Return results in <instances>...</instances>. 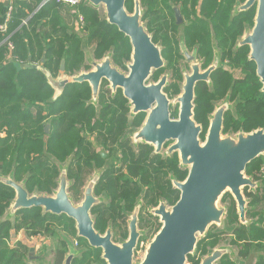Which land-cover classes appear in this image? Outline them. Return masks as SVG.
<instances>
[{"label": "water", "instance_id": "95a60500", "mask_svg": "<svg viewBox=\"0 0 264 264\" xmlns=\"http://www.w3.org/2000/svg\"><path fill=\"white\" fill-rule=\"evenodd\" d=\"M126 0H83L82 5L98 12V18L113 25L129 39L131 60L128 74H123L111 65L109 58L101 63H94V69H82L70 77L59 76L52 79L42 64H24L26 68L40 69L48 83L58 92H62L66 84L88 82L95 98L102 78L108 80L111 88H123L124 95L132 105L133 111L150 109L145 124L136 137L152 143L156 151H160L164 142L173 140L169 152L176 151L181 166L188 173L186 178L175 183L180 191L177 202L169 208L160 203L152 210L159 216L161 226L150 241L144 257L137 263L133 261L132 250L137 240V213L130 221L129 238L122 244L111 241L110 231L100 236L94 231L88 210L94 202L91 188L85 189V195L79 205H73L67 193V178L63 172L58 189L52 194L28 193L23 183H16L10 177L0 173V182L10 186L14 192L10 211L13 214L19 209L40 207L42 213L65 214L77 222L78 235L87 239L89 244L103 249V256L109 264H185L198 241L211 224L223 222L225 209L217 205L220 196L229 190L237 203L240 220L244 221L246 200L243 188H254L255 182L245 175L246 166L258 157L264 156V129H256L248 133L239 132L222 136L224 107L214 112L205 136L200 142L202 128L194 120V88L197 81L206 80L212 71L209 67L199 72L198 64L191 66V73L185 75L182 94L177 97L179 111L177 119H170L168 99L161 88L166 77L162 76L157 83L145 85L144 82L152 69L163 66L159 47L153 43L145 24L140 0H134V9L129 13L125 7ZM39 4L37 10L42 7ZM256 6L253 27L246 33L238 46H249L248 60L255 64V73L264 91V0H245L238 6L237 12L246 11ZM103 7L104 14L99 11ZM177 22L181 21L178 8H173ZM35 12V11H34ZM188 58H192L188 56ZM19 69L21 66L15 63ZM64 70V60L60 63V71ZM155 103L154 107H151ZM49 125L46 126L48 128ZM8 218V217H7ZM9 219V218H8ZM202 236V237H201ZM227 251L214 249L201 260L200 264H216ZM31 258V253L29 255ZM72 255H68L64 264H70Z\"/></svg>", "mask_w": 264, "mask_h": 264}, {"label": "trees", "instance_id": "16d2710c", "mask_svg": "<svg viewBox=\"0 0 264 264\" xmlns=\"http://www.w3.org/2000/svg\"><path fill=\"white\" fill-rule=\"evenodd\" d=\"M130 1L132 0L125 2L127 10ZM196 1L140 0V6L144 7L142 8L144 18L157 11L156 7L159 5L164 7L163 9L172 17L173 8L180 3V12L187 21L183 6L188 3L192 6ZM234 1L201 0V7L196 12V17L190 20L185 29L188 41L200 43L202 51L208 53L210 49L208 23L211 24L216 38L221 39V36L223 38L227 36L231 42L242 33L247 21L249 27L253 26L255 5L246 11L237 12L232 22L228 23V13ZM41 2L42 0H14L15 8L11 21L7 25V31L0 32V131L5 133L4 136L0 133V173L4 175L12 170L11 175L16 180H21L25 173H29L28 181L25 183L26 190L31 193L36 188L37 193L47 194L49 188L54 185L52 179L57 175L55 158L63 161L67 155L72 153L74 142L81 139L78 134L89 116L87 111L90 107H85V105L90 98L91 91L86 82L69 83L60 97L52 101L53 90L46 81L44 73L35 68L18 69L15 63L28 61L35 63L43 59V67L53 74L58 71L60 62L64 59L65 72L71 74L74 70H78L83 62L84 55L79 46L78 33L87 34L89 39L99 38L96 55L104 51L103 49L113 46L117 62H121V58L128 57L131 45L123 33L106 21H101L96 12L88 7H82L80 4L77 10L74 7L50 2L42 5L32 14ZM5 9L3 1L0 0V24L4 19ZM62 10L66 11L67 17H72L74 20L78 18L79 13L84 17L91 11L92 18L88 21L89 26L87 22H84L78 32L73 31L74 28L71 25L65 24L64 26L62 19L65 17L62 16ZM158 18L167 21L166 13L161 17L155 15L152 20L156 22ZM24 19L27 21L22 24ZM7 35H10V40L14 44L11 53L6 44L2 43ZM238 49V54L242 53L235 57L236 59H231V65L241 66L244 72L243 78L240 80L235 78V84L243 88L241 92L243 103L240 107H246L245 113L252 111V117L248 123L244 122L246 128L252 129L264 124V102H262L264 91L260 89L262 84L256 76L254 62L247 59L249 46H238ZM228 57L230 59V55ZM198 88L196 86L194 91ZM103 100L100 95L99 101L102 103ZM124 101L121 96H116L113 100L114 103L120 104L119 106H122ZM198 119L196 117V120ZM46 122L50 123V133L49 138L44 142L42 136L45 135L43 127ZM78 123L82 127L79 128L76 125ZM44 150L47 156L43 154ZM259 161L258 157L250 162L245 171ZM13 162L14 167L10 170ZM141 173L142 179L143 174L149 176L148 172L141 171ZM127 194L128 191H124L120 196L127 198ZM247 194L248 198L257 199L256 194L251 192ZM13 197L14 190L0 182V264H25L21 246L18 249H10L7 246L6 241L10 233L11 222L8 218L1 217ZM39 208L17 210L15 228L26 226V219L31 221L30 226L34 228H41L49 219H65L63 216L57 217L50 213H45L43 217L39 214ZM257 235L264 237L263 233ZM262 249L264 247L260 245L258 250ZM60 256H58L57 264Z\"/></svg>", "mask_w": 264, "mask_h": 264}, {"label": "flooded vegetation", "instance_id": "af4514ba", "mask_svg": "<svg viewBox=\"0 0 264 264\" xmlns=\"http://www.w3.org/2000/svg\"><path fill=\"white\" fill-rule=\"evenodd\" d=\"M233 3H235V1ZM176 8H178L179 10L180 19H181V21L178 23L175 13L174 12L172 13L173 24L176 28L175 30L176 37L173 39H175L177 49L164 46V48L160 49L161 57L169 56L168 63L172 65V61L180 58L181 53H182L184 58H186L188 61H191V62L195 61L194 63H192V65L193 64L199 65V68H200L199 72L205 71L209 67H212L213 69L208 74L207 79L197 81L195 84V87L197 86L200 88H204L208 84V81L211 79V77L215 75L225 78L227 76V73L224 70L225 68L222 69V67L219 66L218 63L220 62V60L223 59L224 56L226 57L230 55L231 56L230 59L225 60V62L229 64V67L230 66L232 67L231 59H235L239 51V49H237L235 52H233L235 41L231 42L227 36L225 38L221 36V39L216 38L214 30L213 28H211V24L208 23L209 42H211L212 37H214V39L219 43L218 47L216 49H212L211 47L208 53H204L202 51L201 45H199L198 42H195L196 43L195 47H194V44L192 45V47L191 46L188 47L184 45L183 46L184 49L181 48V53H180L179 37L177 35V30L180 25L184 24V18L180 12L179 7H176ZM83 24H84V17H83ZM156 37L157 36L155 32H152V41L154 44L158 40L156 39ZM167 40L171 41L172 37H167ZM161 41L163 45V40ZM111 48H112L111 53L103 54L102 58L100 59L96 58V56H93L92 60L88 62L89 65H84L83 64L84 59H83L82 65L79 67V69L74 70L71 74H67L64 69L63 70V72L65 73L64 77H70L71 75L76 74L77 72L81 70L82 67L85 68L84 71L92 70L94 69V66H93L94 63H101L106 58H109L111 60L112 62L111 65L114 66L115 68H117L116 67L117 65L126 68L123 62L126 60L130 61L132 49L130 50L127 58H121V62H117L114 56L113 46H111ZM194 48H195L196 53L193 51ZM189 51H193L194 53L189 54ZM188 56L192 58L189 59ZM207 57H209L210 59L208 60ZM247 59H248V55H247ZM163 65H164V62H163ZM162 67L163 66L157 69H152V70H154L155 73L156 72L159 73ZM127 68L129 71V64ZM152 70L148 77H150V75L152 74ZM128 71L123 74L127 75ZM190 73L186 75H189ZM165 77L167 80V76ZM241 78L242 77L237 78V80H240ZM160 79L161 77L155 83H157ZM146 80L144 84L149 85L150 83H147ZM166 80H165L164 85L161 88V91L165 96L166 94L163 91L165 88ZM235 82H236L235 79L228 80L227 82H223L221 85V88H219L218 91L215 92L214 90L210 93L211 96H216L220 98L222 101L225 98H227V100L221 103L219 102L220 105L217 107V108L221 106L224 107L222 126L225 124L227 114L230 111L229 105L231 103L235 105H241L243 102L241 99V92H243V88H239V87L237 88ZM86 83L89 85L88 82ZM67 85L68 84H66V86ZM51 88L53 89V87ZM90 91H91L90 98L86 101V105H85V107H90V109L87 111V114H89V116L87 120L85 121L86 122L85 126L83 127V129L80 130L78 134V137L81 139L74 142L72 153L67 155L63 161L57 160L55 158L56 160L55 167H56L57 175L52 179L54 182V185L49 188L50 190H49V193L47 194L48 195L52 194L53 187H56L58 189L59 182H60V176L64 172L66 175L67 181H68L67 193L71 191L70 189H72L71 195L77 196L78 191H77L76 186L80 185L82 169L83 170L90 169V171L91 170L96 171L98 169H101L100 173L97 174V177L85 187V189L90 187L92 195L94 196L93 197L94 202L91 204L88 210L89 217L91 221L93 222L94 231L103 237L106 235V232L109 230L111 241L114 244H116L114 242L115 239H118L119 237H123L124 238L123 242H124L129 238L130 221L132 219V215L136 212L137 213L136 214L137 215L136 231L138 235H137L135 247L132 250V257H133L134 250L138 247L140 241H142V239L145 237V234L141 235V233L138 231V228L144 222V217H143L142 212L147 208L148 205H154V207H152L151 210L156 208L161 203L160 202L161 198H164L166 200V203H169L170 205H174L180 197V191L176 187L175 183L182 182L186 178L188 171L186 172L178 171L177 164L174 163L176 162L174 159L164 158L163 160L162 158V155H161L163 153L162 150L164 149V147H167L168 145L169 146L167 150L165 151V156L171 157L172 154L174 153L177 154L176 151L169 152V148L173 144L171 143V141L173 142V140L164 142L160 151L157 152L155 146L152 143L146 142L145 140L136 137L137 133L141 130V128L145 124L146 119L150 113V109L134 112L131 101L128 98H126V96L124 95L123 88L117 87L115 90H113L111 88L110 82L104 78H102L100 81L98 93L95 98H93L92 96L91 87H90ZM61 94L62 92L57 91V93H55L54 95V89H53V94L51 97L52 101L60 97ZM100 95L104 99L102 103L99 101ZM116 96H121L125 100L122 106H119L120 104L113 102ZM166 98L168 99L167 96ZM154 106H155V103L152 104L151 107H154ZM178 111H179V103H178L177 110L174 109L171 111L170 102L168 99L169 118L177 119ZM112 116H115V117H112ZM129 122L134 123L132 126L134 129L132 131L133 135L131 137H133V139L139 143H136L137 144L136 146L132 144V145H129L128 147L127 143H129L130 138L129 136L124 137L125 136L124 131L128 127ZM244 122H246V119H244ZM234 123L241 125V127H243V124H244L243 122H240L237 118L232 121V124ZM47 125H49L48 128H46ZM76 125H78L79 128L82 127V125L79 123ZM261 128L264 129V124L260 126L259 128L257 127V129H261ZM43 131L45 135L44 137L42 136V140L44 141L47 138H49L48 137V134L50 133V123L49 122H46L44 124ZM205 131L206 129L202 128V132L199 135L200 138L204 135ZM124 147H127V153L124 152V149H125ZM43 154L46 156L48 155L46 153V150H44ZM109 159H111V161L107 162ZM118 162L120 163L119 166H118ZM67 163L68 165L66 166V168L62 169L61 171L62 173H61L59 171V167L61 165L65 166ZM68 171L70 172L69 176H68ZM141 171H145L146 173L147 172L149 173L148 177L145 174H143V177H144L143 187H141L140 185L141 179H142ZM11 173H12V170L8 173H5L3 176L10 177L16 183H23L25 187V183L28 181L30 174L25 173L27 176L24 175L21 178V180H16L12 177ZM248 174L253 178L251 179L253 182H255V184H256V181L258 180L260 181L264 177V173L261 171V168H258L257 171L253 173H248ZM125 175L127 176L123 177ZM56 178L59 181H58V185L55 186ZM70 178L73 179V182H74L72 186L69 185ZM108 180L110 181L107 182ZM256 187L258 188V185H256L254 188ZM244 188L247 189V187H244ZM85 189L82 193L83 198L85 195ZM124 191H128L127 198L120 197L121 199H116L120 195H122ZM80 192H81V188L79 190V193ZM250 192L252 194H255L254 192L250 190L245 191L246 198L248 195L247 193H250ZM105 193H107L108 196ZM104 194L106 195L108 199L106 202L102 201V199L105 200L104 199L105 197H103ZM68 197L73 205H79L81 203L80 202L79 204H75L71 200V196H69V193H68ZM137 200L140 201L139 206H138L139 209L134 211L136 207L135 203ZM162 203L165 205V208H169V206H167L164 201ZM39 209L42 210L41 208ZM125 210H131V211L133 210L131 217H130V221L128 223V230L121 232L118 235L119 237L114 236V234L112 235L111 227L108 226V222L109 221L112 222V227L117 226L120 220L128 215L125 212ZM93 213L97 215V218L94 220L91 217V214ZM53 215L57 217L63 216L68 221V223H64L61 226L71 227L75 231L74 237L78 238V242H80V245H81L78 250H74V248L72 247V244L67 245L60 238L59 242L63 245L64 250H60L55 254V257L53 260L54 264H57V259H58V256L60 255H61L60 261L58 262V264H64L65 259L67 258L68 255H72L70 264H89L90 259L94 260V263H97V264H109L108 260H106V258H104L103 256V249L101 247L91 246L89 242L87 241V239L78 235L77 222L75 219L70 218L66 216L65 214H53ZM151 215L153 214L150 213V214L145 215L147 216L149 221L153 218L151 217ZM11 217L12 215L10 216V218ZM239 220H240V217H239ZM244 221H245V217H244ZM240 222L243 223L241 220ZM150 225H152L151 221H150ZM36 235H39V234L37 233ZM7 241L13 244L14 242H16V239L14 240V237H11L7 239ZM17 244L21 246V249L24 247V244L22 243V241H18ZM245 246H250V245L247 243L245 244ZM34 249H35L34 247H29L27 258L28 260H31V261L32 260L39 261L38 256H35L33 254ZM80 249H85V251L83 252V250H80ZM30 253H31V258L29 257ZM246 255L241 254V256L243 257H245ZM24 262H25V259H24ZM25 264H27V261L25 262Z\"/></svg>", "mask_w": 264, "mask_h": 264}, {"label": "rangeland", "instance_id": "374dc122", "mask_svg": "<svg viewBox=\"0 0 264 264\" xmlns=\"http://www.w3.org/2000/svg\"><path fill=\"white\" fill-rule=\"evenodd\" d=\"M200 2L201 0H197L196 3H194V5L192 6L190 5V3L183 6L187 21L184 19L185 20L184 24L180 25L177 30V35L179 37L180 53H181V48L184 49L183 47L184 45L188 47L189 46L192 47V45L194 44V47L196 46L195 42L188 41L185 35V29L187 25L189 24L190 20L196 17V12L201 7ZM243 2L244 0H235L234 5L232 4L233 7L230 9L228 13V23H231L233 18L236 17L237 8ZM129 5H130L129 9L127 11L131 13L134 9V0L130 1ZM179 5L180 3H178V5H176L175 7H179ZM156 8H157V11H154L146 18L143 17L141 23L145 24L146 29L150 35H152V32H155L157 36L156 39H158L155 42V44L159 47V49L164 48V46L177 49L175 39H173L176 37V32H175L176 28L173 24V17H171V15L168 14L167 11L163 9L164 7H162L161 5L157 6ZM99 11L102 15L104 14L102 6L99 8ZM61 12H62V16L65 17L64 19H62L64 26L65 24L71 25L74 28L73 31L78 32V30L81 29L82 27V25H80L79 23L78 18L74 20L72 17H67L65 10H62ZM95 12L98 16V12L97 11ZM165 13L167 15V21H163L162 18H158L156 22L152 20V18L155 15L157 17L158 16L161 17L162 15L165 16ZM255 13H256V7H255V12H254V17H255ZM91 18H92L91 11L88 12L86 15H84V22H87L88 26H89L88 21H90ZM73 21H75V24ZM252 27L253 26H250V27L248 26V21H247L246 27L243 29L242 33L237 35L234 40L235 44H234L233 52H235L238 49L237 41H240L246 33H250ZM57 36L61 37L59 35ZM167 37H172V40L171 41L167 40ZM78 39H79V46L82 51L84 47V51H83L84 55H85V52L89 50V56H91V54L93 53V55L96 56V58L100 59L102 58L103 54L111 53L112 48L109 46L108 48L103 49L104 51H100L98 55H96L97 43L99 41L98 37L89 39L87 34L78 33ZM160 39L163 40V45ZM217 43L218 42L214 39V37H212L211 42H209L210 49L211 47L212 49H216L219 45V43L218 44ZM199 45L201 44L199 43ZM193 51L195 52V48ZM193 51H189V54L194 53ZM241 53L242 52H240L239 54ZM248 53L249 52H247V55ZM239 54L237 53L236 57ZM162 58L164 60L163 61L164 65L161 71L159 73L158 72L155 73L154 70H152V74L150 75V77L147 78L146 82L150 84L155 83L163 75L167 76V80H166V84H165V88L163 92L166 94V96L169 99L170 110L171 111L174 109L177 110L178 108L177 97H179L182 94V86L184 85V82H185V75L191 72V65L195 61H192V62L188 61L186 58H184L182 53H181L180 58L172 61V65L168 63L169 56L168 57L162 56ZM207 58L208 60L210 59L209 57ZM225 60H229V57L224 56L223 59L220 60L218 65L221 66L222 69L225 68L224 70L226 71L227 76L225 78L217 76V75L212 76L211 79L208 81V84L204 88L199 87L197 90L194 91V101H193V104H194L193 114L195 115L194 120L198 125L206 129V131L204 132V135L200 138V142L202 143L205 140V136H206L209 124H210V120L215 110L217 109V107L220 105L221 102L227 100V98H225L222 101L220 98L216 96H211L210 93L214 90L215 92L218 91V89L221 88V85L223 82H227L228 80H233L235 78L244 77V72L241 66H234V67L230 66L231 67L230 68L229 64L226 63ZM131 62H132L131 59L130 61L126 60L123 62L126 68L119 66V65L117 66L115 65V66L118 68L120 72L126 73L128 71V68H127L128 64H130ZM37 63L39 64V62ZM236 87L238 88L237 85ZM260 89H262V86L260 87ZM262 102H264V100H262ZM229 108H230V111L227 114L226 122L223 125V130L221 134L223 137L226 135L229 136V135L237 134L239 132L248 133V132H251L257 129V127H253L252 129L246 128L244 124H243V127H241V125L236 124V123L232 124V121L235 120L236 118L240 122H243V123H244L243 120L246 119V123H248L250 117H252V111L249 113L247 112L245 113L246 107L241 108L240 105H235L233 103L229 105ZM196 117H198L199 119L196 120ZM133 124L134 123L129 122L128 127L124 131L125 133L124 137L129 136L130 138L129 143H127L128 147L129 145H132V144L136 146L137 145L136 143H139L135 141L133 137H131L133 135L132 131L134 130L132 127ZM0 133H2V131H0ZM1 135L4 136L5 133H2ZM173 142L171 141V143ZM168 146L164 147V149L162 150L163 153L161 155H162L163 160L164 158L174 159L176 161L174 163L177 164V170L181 172H186L187 171L186 168L184 166H181L180 164L178 153L172 154L171 157L165 156V151L167 150ZM124 148H125L124 152L127 153V147H124ZM259 159H260L259 162H257L255 165L250 167L245 172V175L247 177L252 178L248 173H253L257 171L258 168H261V171L264 173V156L259 157ZM110 161L111 159H109L107 162H110ZM68 163L65 166L61 165L59 167V171L61 172L63 168H66ZM119 164L120 163L118 162V166ZM13 167H14V162L12 163L10 170L13 169ZM100 171L101 169H98L96 171H92V170L90 171V169H84V170L82 169L80 185L76 186L77 191H78L77 196L71 195L72 189H70L71 191L68 192L69 196H71V200L75 204H79L83 200L82 193L85 187L97 177V174H99ZM143 180L144 179H141V183H140L141 187L144 186ZM58 181L59 180L56 178L55 186L58 185ZM69 181H70L69 185L72 186L74 183L73 179L70 178ZM256 185H258V188L256 187L257 189L256 188L252 189V188L247 187V189L243 188L242 190L244 193V198L246 200L245 215H244L245 221L243 223H241L239 220V214L237 211V203L235 202L230 191L226 190L224 194L220 196L219 200L217 201V205L225 209L226 211L224 215L225 219L219 225L211 224L208 227L205 235L203 237L201 236L202 238H200V240L198 241L195 251L187 258V261L185 262V264H200L201 260L209 253V251L211 252L214 249H224L227 251L224 255L220 257V259L216 262V264H264V249L258 250V247L260 245L264 247V237L257 235V234H262V233L264 234V177L262 180L256 181ZM80 188H81V192L79 193ZM56 190L57 188L53 187L52 193L55 192ZM248 190L257 194L256 200L255 199L252 200L251 198H248V197L246 198L245 191H248ZM34 191L37 192L38 190L34 188L31 191V193H33ZM105 194L108 196L107 193ZM105 194L103 195V197H105L104 198L105 200H103L102 198L101 199L102 201L106 202L108 199ZM14 197H15V192H14ZM14 197L12 201L14 200ZM120 197L121 196H119L116 199H121ZM163 201L166 203V200L164 198H161L160 202L162 203ZM11 203L12 202H10L8 207L5 208L1 217H3L4 219L7 217L9 218L11 222V229H10L8 239L11 237H14V240L16 239V242L11 244L10 242L6 241V243L10 249H18L20 247L17 244V242L22 241V243L24 244V247L21 249L23 250L22 257H24L25 262L27 261V264H54L53 260H54L55 254L60 250H64L63 245L59 242L60 238L67 245L72 244V247L74 248V250H78L80 248L81 245H80V242H78V238L74 237L75 231L71 227L61 226L64 223H68L66 219H60V220L49 219L47 222H45L46 224L42 226L41 228L31 227L30 226L31 221L26 219L25 222L27 223V225L16 229L14 223H15L17 212H14L13 214H11L12 213L10 211ZM139 203L140 201L137 200L135 203L136 207L134 211L139 209L138 207ZM166 205L169 207L172 206L169 203H166ZM152 207H154V205H148L147 208L142 212L143 217H144V222L138 228V231L141 233V235L145 234V237L142 239V241H140L138 247L134 250L132 258H133V261L136 263L144 257L146 249L150 241L152 240V238L154 237V235L157 233V231L159 230L161 226L159 216L155 215L156 216L155 217L153 216L154 214L151 215V217H153L150 220L152 225H150L149 219L147 218V216H145L146 214H150V213L152 214V210H151ZM132 211L125 210V212L128 215L122 218L119 224L115 227H112L111 221L108 222V226H110L112 229L111 230L112 235L114 234V236H118L121 232L128 230V223L130 221ZM39 214L43 217L45 216L42 213V210L39 211ZM11 215L12 217L10 218ZM91 217L94 220L97 218V215L93 213L91 214ZM37 233L39 235H36ZM238 237H240V239ZM123 240H124L123 237H119L118 239H115L114 242L120 245L123 242ZM247 243L250 246H245V244ZM29 247L35 248L33 254L35 256H38L39 261L28 260L27 254H28ZM80 250H83V252L85 251V249H80ZM246 253L247 255L245 257L241 256V254H246ZM89 264H97V263H94V260L90 259Z\"/></svg>", "mask_w": 264, "mask_h": 264}, {"label": "built area", "instance_id": "2783aa9c", "mask_svg": "<svg viewBox=\"0 0 264 264\" xmlns=\"http://www.w3.org/2000/svg\"><path fill=\"white\" fill-rule=\"evenodd\" d=\"M2 1L6 9H5V14H4V19L2 23L0 24V32L5 33L7 31V25L11 21L12 14L15 8V3H14V0H2ZM82 1L83 0H42L41 3L44 5L46 3L54 2L56 4H64L69 7L76 8L82 3ZM78 20H79L80 25H83V16L81 14H78ZM26 21L27 19H24L22 21V24H25ZM2 43L6 44L8 51H10L11 53V51L14 48V45L10 40V35L5 36Z\"/></svg>", "mask_w": 264, "mask_h": 264}, {"label": "crops", "instance_id": "0c3cea01", "mask_svg": "<svg viewBox=\"0 0 264 264\" xmlns=\"http://www.w3.org/2000/svg\"><path fill=\"white\" fill-rule=\"evenodd\" d=\"M245 1V0H244ZM59 5H63V6H66V7H69V6H67V5H64V4H59ZM39 6V5H38ZM37 6V7H38ZM81 6L82 7H88V6H84V5H82V3H81ZM37 7L35 8V12L36 11H38L37 10ZM71 8V7H70ZM77 8V10H78V7H76ZM89 8V7H88ZM89 9H91V8H89ZM93 10V9H92ZM33 11V13L32 14H34L35 12ZM80 14V13H79ZM82 15V14H81ZM31 16V15H30ZM83 16V15H82ZM77 17H78V15H77ZM74 22V24H75V21H73ZM83 51H84V47H83ZM84 55V54H83ZM93 53L91 54V56H89V50L87 51V52H85V55L83 56V59H84V62H83V64L84 65H89L88 64V62H90L91 60H92V58H93ZM62 60H64V59H62ZM61 60V61H62ZM42 61H43V59H41V61L39 62V64L37 63V62H35L36 64H38V65H40V64H42ZM27 63H31V64H35L34 62H30V61H28V62H19L18 64L21 66V68L20 69H25L26 67H23V65L24 64H27ZM43 65V64H42ZM35 69H37V68H35ZM64 69H65V61H64ZM82 69V71H84L85 70V68H81ZM37 70H39V71H41L40 69H37ZM49 74H48V76L50 77V78H52V79H56L57 77H59V76H62V77H64L65 76V73L63 72V73H61V71H60V67H59V69H58V71L56 72V73H50V72H48ZM57 73H58V75H57ZM45 75V74H44ZM57 75V76H56ZM56 76V77H55ZM46 77V76H45ZM48 78H46V80H47ZM49 84V83H48ZM51 87V86H50ZM53 87V86H52ZM54 88V87H53ZM53 90V89H52ZM55 93H57V91L54 89V95H55Z\"/></svg>", "mask_w": 264, "mask_h": 264}]
</instances>
